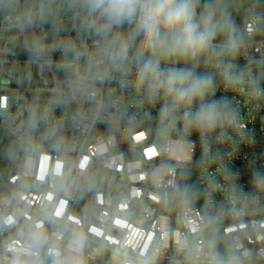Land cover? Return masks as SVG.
Returning <instances> with one entry per match:
<instances>
[{
	"label": "clouds",
	"instance_id": "9594fccd",
	"mask_svg": "<svg viewBox=\"0 0 264 264\" xmlns=\"http://www.w3.org/2000/svg\"><path fill=\"white\" fill-rule=\"evenodd\" d=\"M239 7L235 0H0V39L7 36L8 51L20 43L30 62L48 65L58 52L64 77L47 96L0 99V135L8 141L0 155L17 173L15 187L0 197V229H11L0 244V264H88L104 257L107 264H162L166 257L168 264H257L264 258V249L247 247L245 235L229 227L264 221V168L251 171L246 191L239 173L222 163L225 153L213 150V143L243 139L246 129L238 107L217 97L218 90L256 107L264 103V59L238 63L264 11L254 0L240 27ZM194 134L202 145L203 189L188 181L187 168L176 172L164 161ZM149 141L164 162L141 172ZM125 143L127 154L120 150ZM141 175L158 210L176 214L182 230L171 232V245L147 235L129 243V223L140 216L139 227L150 215L151 205L132 187ZM122 187L129 190L113 198ZM32 190L44 198L33 204ZM70 192L77 203L84 200L79 212L66 210ZM109 232L120 238L97 239Z\"/></svg>",
	"mask_w": 264,
	"mask_h": 264
},
{
	"label": "built area",
	"instance_id": "2783aa9c",
	"mask_svg": "<svg viewBox=\"0 0 264 264\" xmlns=\"http://www.w3.org/2000/svg\"><path fill=\"white\" fill-rule=\"evenodd\" d=\"M254 0H239V11L234 13V18L240 27H244L247 23V17L250 13ZM257 11H264V0H255ZM48 29L45 28L44 31ZM74 37V33L71 34ZM21 41L23 37L20 38ZM49 36V42H51ZM11 45L7 42V36L0 39V99L7 100L12 95L31 96L33 93L38 92L43 96H47L51 89L63 80V73L57 67V62L60 58V53H54L51 57V65L45 64L43 61L34 63L30 62L28 53L23 49L20 43H17L14 52L10 53L8 49ZM251 57L256 60L264 59V20H261L259 29L251 36L246 47L242 49L238 63L243 66L245 58ZM255 68L256 65L254 64ZM30 77V83L24 80V77ZM222 88V85H221ZM217 97L225 96L238 107L240 113L241 123L246 125L244 130V137H235V143L226 142L224 144L213 143V150L219 149L225 153L222 163L230 168L232 171L239 173L241 183L244 185L246 191L250 190L248 178L251 171L255 168H264V103L256 107L254 103L246 102V98L240 95H235L232 92L218 90ZM12 111H15V106H11ZM59 115V112L57 113ZM98 130L103 132L104 125L98 126ZM235 135V134H233ZM138 141H143L144 136L137 137ZM191 143L181 145L176 150L164 158V161L173 165L176 172L181 169L187 168L190 174H195L197 185L203 189L206 187L205 178L201 176V169L198 166L202 153V145L197 135H192ZM150 141L146 143V151L143 160L140 162V171H148L151 168L160 167L164 162L155 152L152 151ZM94 145H89L90 149H94ZM4 150V149H3ZM0 150V153L3 152ZM121 151L128 153V145L122 144ZM2 158V155H0ZM128 159H132L128 156ZM218 164H213L212 169L215 170ZM17 173L15 169L10 167L5 161L0 160V197L8 195L15 187V177ZM216 179L224 184L223 175L217 174ZM132 187L139 190L138 196L144 200L146 204L151 205L149 209V218L138 224L142 217L137 216L134 221L129 223V227L125 229L126 232L131 233L129 243L133 240H142L144 236H151L154 240H159L162 244L169 245L174 243L171 236L172 231L177 234L181 226L177 224L176 214L173 212L162 213L158 210L153 202L151 185L146 183L143 175L137 180ZM127 187H122L112 192L115 198L119 192H127ZM33 204L44 198V193H38L32 190ZM63 196V194H62ZM215 199L222 200V195L217 192L214 194ZM66 210L68 212H79L83 206L84 200L79 203L76 202L75 194L68 193L66 195ZM87 199V197L85 198ZM199 205L196 208L202 207L204 200L201 198ZM135 203V201H133ZM5 205L0 203V210H3ZM10 211V208H9ZM229 227L243 233L245 235L244 243L247 247L255 248L257 250L264 249V221L250 220L248 223ZM11 235V229H0V244H2ZM116 232L105 233L97 237L98 240L107 242L110 239H119ZM168 254H171V247L168 248ZM88 262H100L107 264V257L103 259H89ZM162 264H168L167 257L162 261ZM257 264H264V258L259 259Z\"/></svg>",
	"mask_w": 264,
	"mask_h": 264
},
{
	"label": "trees",
	"instance_id": "16d2710c",
	"mask_svg": "<svg viewBox=\"0 0 264 264\" xmlns=\"http://www.w3.org/2000/svg\"><path fill=\"white\" fill-rule=\"evenodd\" d=\"M235 2L238 4L239 0H235ZM7 143H8L7 138L4 137L3 135H0V150H3L5 148V146L7 145ZM188 181L190 183L197 184L195 174H190L188 177ZM197 205H199V202L197 203ZM88 264H102V263H100V262H88Z\"/></svg>",
	"mask_w": 264,
	"mask_h": 264
},
{
	"label": "rangeland",
	"instance_id": "374dc122",
	"mask_svg": "<svg viewBox=\"0 0 264 264\" xmlns=\"http://www.w3.org/2000/svg\"><path fill=\"white\" fill-rule=\"evenodd\" d=\"M0 160H3V161H5L3 158H0ZM6 162V161H5ZM7 163V162H6Z\"/></svg>",
	"mask_w": 264,
	"mask_h": 264
}]
</instances>
